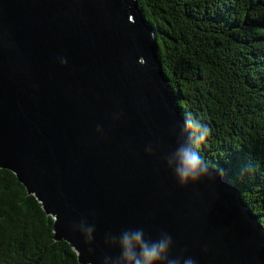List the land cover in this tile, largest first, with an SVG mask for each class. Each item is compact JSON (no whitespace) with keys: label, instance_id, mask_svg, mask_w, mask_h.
I'll return each instance as SVG.
<instances>
[{"label":"water","instance_id":"1","mask_svg":"<svg viewBox=\"0 0 264 264\" xmlns=\"http://www.w3.org/2000/svg\"><path fill=\"white\" fill-rule=\"evenodd\" d=\"M176 122L136 0H0V169L79 264L118 255L106 233L141 227L170 233L171 254L195 264H264V227L235 185L218 176L180 188L165 167ZM81 219L96 226L93 256L73 231Z\"/></svg>","mask_w":264,"mask_h":264},{"label":"trees","instance_id":"2","mask_svg":"<svg viewBox=\"0 0 264 264\" xmlns=\"http://www.w3.org/2000/svg\"><path fill=\"white\" fill-rule=\"evenodd\" d=\"M183 118L212 132L201 155L264 227V0H136ZM53 220L0 169V264H79Z\"/></svg>","mask_w":264,"mask_h":264},{"label":"clouds","instance_id":"3","mask_svg":"<svg viewBox=\"0 0 264 264\" xmlns=\"http://www.w3.org/2000/svg\"><path fill=\"white\" fill-rule=\"evenodd\" d=\"M149 36L152 38V34ZM60 63L65 65L66 61L62 59ZM100 131L98 127L97 133ZM211 132V128L191 112L185 113L182 123L176 122L171 127L175 147L164 156L163 163L180 188L202 181L211 182L223 175V171L211 165L200 152ZM153 151V147L149 145L145 149V155L151 156ZM95 227V223H89L86 219L73 225V231L80 233L85 243L92 245L88 248L92 256ZM104 244L109 249L118 250V255H104L101 264H195L193 258L185 257L183 253L175 256L171 254L173 238L166 231L160 232L153 239L145 235L142 227L127 228L118 234L106 233ZM85 264H92V259H86Z\"/></svg>","mask_w":264,"mask_h":264}]
</instances>
